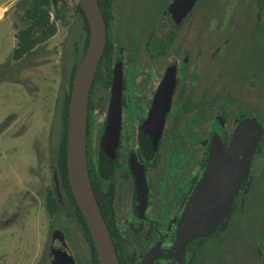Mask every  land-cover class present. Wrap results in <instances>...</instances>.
Masks as SVG:
<instances>
[{
	"label": "flooded vegetation",
	"instance_id": "1",
	"mask_svg": "<svg viewBox=\"0 0 264 264\" xmlns=\"http://www.w3.org/2000/svg\"><path fill=\"white\" fill-rule=\"evenodd\" d=\"M171 1L155 16L142 14L139 0H113L101 8L108 46L93 78L86 133L94 195L119 264H264L263 124L225 213L211 231L189 239L183 252L176 245L203 181L215 193L221 186L222 174L209 175L214 151L228 153L240 121L257 119L258 104L264 106V54L252 34L264 28V18L257 1L249 0L253 14L249 8L232 13L226 25L210 12L216 0H207L201 14L194 13L195 0L172 23L162 19ZM114 97L118 137L107 151L103 140ZM153 112L157 125L148 123ZM53 178L63 209L48 215L73 221L76 233L70 226L53 229L59 238L51 239L50 250L53 241L64 243L74 264H99L83 224L65 211L55 164Z\"/></svg>",
	"mask_w": 264,
	"mask_h": 264
},
{
	"label": "rangeland",
	"instance_id": "2",
	"mask_svg": "<svg viewBox=\"0 0 264 264\" xmlns=\"http://www.w3.org/2000/svg\"><path fill=\"white\" fill-rule=\"evenodd\" d=\"M16 1L0 0V64L6 70L0 80V264H50L51 239L59 238L52 230L70 226L76 233L73 221L49 217L44 197L47 188L55 190L53 166L61 101L73 48L80 44L84 31L74 12L78 0H64L65 21L57 20L56 33L30 56L12 61L10 54L16 45L13 23L23 25L12 9ZM200 1L196 14L203 13L209 3ZM168 2L139 0L138 6L142 14L155 16ZM249 3L216 0L210 12L229 25L232 13L238 15L249 8L253 14L254 7L251 9ZM253 32L258 50L264 54V28L257 26ZM262 108L258 104L257 120L264 126Z\"/></svg>",
	"mask_w": 264,
	"mask_h": 264
},
{
	"label": "water",
	"instance_id": "3",
	"mask_svg": "<svg viewBox=\"0 0 264 264\" xmlns=\"http://www.w3.org/2000/svg\"><path fill=\"white\" fill-rule=\"evenodd\" d=\"M89 26V40L79 60L72 85L67 113V174L71 190L85 219L93 240L99 264H119L113 241L97 203L92 188L86 149L87 113L90 90L101 59L107 38L106 24L98 0H78ZM195 0H172L162 19L177 23L193 6ZM153 111H157L154 109ZM155 112L149 117V124H158ZM163 116H160L161 130ZM119 126L118 99L113 98L109 121L103 140V148L113 150L117 142ZM262 124L255 118H245L238 124L231 147L227 152L215 150L209 175L222 174L218 192L207 186L208 179L197 189L193 201L184 213L179 226L177 249L183 252L184 244L194 236L211 231L214 224L225 213L231 195L247 174L252 151L262 134ZM112 145V146H111ZM51 264H74L64 243L53 241L50 250Z\"/></svg>",
	"mask_w": 264,
	"mask_h": 264
},
{
	"label": "trees",
	"instance_id": "4",
	"mask_svg": "<svg viewBox=\"0 0 264 264\" xmlns=\"http://www.w3.org/2000/svg\"><path fill=\"white\" fill-rule=\"evenodd\" d=\"M113 0H98L101 8L111 4ZM259 4L258 15L262 9H264V0H256ZM257 4V5H258ZM13 11L23 22L21 27H18L15 23L14 36L16 39V45L12 48L10 59L12 61H19L34 53L35 48L41 43L47 41L57 31V20L62 19L65 21V1L64 0H17L13 6ZM102 10V9H101ZM74 12L78 19L81 21L82 29L84 31L83 38L80 44L76 45L73 49V60L69 72V78L67 79V88L62 97L60 107V136L56 147L55 155V167L56 176L59 184V189L63 197L66 212L76 217L86 232L87 239L90 242L94 256L97 258V252L93 244L89 229L85 223V219L82 215L80 208L77 205L67 174V111L70 99V89L72 80L77 67V64L83 56L89 40V26L85 16V13L78 1H76ZM104 13V10H103ZM108 46V40H106L102 57L106 53ZM3 65L0 64V80L6 70L2 69ZM45 209L50 216H56L61 211L62 206L58 202V197L52 188H47V192L44 197Z\"/></svg>",
	"mask_w": 264,
	"mask_h": 264
}]
</instances>
